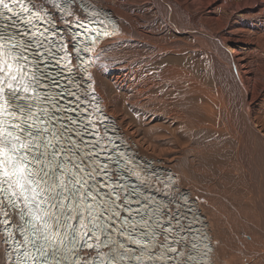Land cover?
Instances as JSON below:
<instances>
[{
  "label": "snow or ice",
  "instance_id": "obj_1",
  "mask_svg": "<svg viewBox=\"0 0 264 264\" xmlns=\"http://www.w3.org/2000/svg\"><path fill=\"white\" fill-rule=\"evenodd\" d=\"M120 32L88 0H0V264H218L200 189L99 106L92 56Z\"/></svg>",
  "mask_w": 264,
  "mask_h": 264
},
{
  "label": "bare ground",
  "instance_id": "obj_2",
  "mask_svg": "<svg viewBox=\"0 0 264 264\" xmlns=\"http://www.w3.org/2000/svg\"><path fill=\"white\" fill-rule=\"evenodd\" d=\"M88 3L112 11L121 29L92 56L99 106L140 157L162 161L159 169L200 189L218 264H264V20L253 15L257 0Z\"/></svg>",
  "mask_w": 264,
  "mask_h": 264
}]
</instances>
